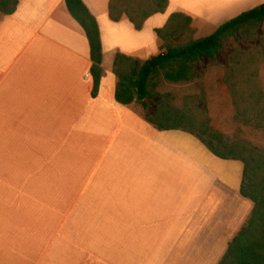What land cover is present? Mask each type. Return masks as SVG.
I'll return each instance as SVG.
<instances>
[{
	"label": "crops",
	"instance_id": "1",
	"mask_svg": "<svg viewBox=\"0 0 264 264\" xmlns=\"http://www.w3.org/2000/svg\"><path fill=\"white\" fill-rule=\"evenodd\" d=\"M263 1L170 0L137 30L127 17L111 20L110 0H83L103 46L96 97L89 41L65 0H20L0 16V264H218L253 210L242 168L229 176L236 161L119 103L114 60L163 52L156 29L173 13L192 17L202 38ZM63 127L67 159L36 164L45 177L9 175L3 141L30 135L23 155Z\"/></svg>",
	"mask_w": 264,
	"mask_h": 264
},
{
	"label": "trees",
	"instance_id": "2",
	"mask_svg": "<svg viewBox=\"0 0 264 264\" xmlns=\"http://www.w3.org/2000/svg\"><path fill=\"white\" fill-rule=\"evenodd\" d=\"M70 14L83 27L90 45L93 78L92 96L96 97L103 78V46L96 17L83 0H65ZM20 0H0V13L13 15ZM170 0H110L109 16L118 22L127 17L137 30H142L153 15L165 13ZM264 3L221 24L206 37L196 38L193 19L182 12L173 13L165 26L156 29L163 42L154 58L141 62L118 53L114 73L118 78L116 100L123 105L141 104L146 111L149 102L154 112L144 119L160 131L181 130L197 137L215 156L243 164L240 193L250 199L253 210L239 232L229 243L218 264H264V148L239 135L230 138L215 130L190 106L173 105L171 94H160L157 87L163 79L170 83H195L201 78L198 64L203 58L215 60L226 42H256L251 51H236L231 67L223 78L228 85L236 110L235 120L264 132V89L259 83L260 66L264 63ZM156 61V66L151 60Z\"/></svg>",
	"mask_w": 264,
	"mask_h": 264
},
{
	"label": "rangeland",
	"instance_id": "3",
	"mask_svg": "<svg viewBox=\"0 0 264 264\" xmlns=\"http://www.w3.org/2000/svg\"><path fill=\"white\" fill-rule=\"evenodd\" d=\"M222 0H218L221 2ZM251 4L255 3V0H250ZM249 1V2H250ZM248 0H244V6L249 3ZM264 2V1H263ZM263 4V3H262ZM254 6L252 9L260 7L262 5ZM0 16L2 14L0 13ZM264 31V21L262 23L259 32ZM196 37V34H195ZM163 42L161 41V44ZM259 41L256 42H245L229 40L226 42V46L222 49L215 60L203 58L198 64V70L201 73V78L195 83L178 84L170 83L161 79L157 92L160 94H171V101L173 105L179 108H185L190 106L193 111L199 115L202 120L208 119V123L215 130H218L226 136L233 138L235 135H239L250 143L264 148V132L256 130L251 127L245 126L244 124L235 120L236 110L233 104L232 95L230 93L228 85L223 81V78L227 74L231 67V60L233 54L237 51H251L258 47ZM141 61V60H140ZM144 62V61H141ZM259 83L264 89V63L260 66L259 71ZM135 112L143 116L145 112L153 113L155 104L149 102V107L145 111L141 104L130 105ZM0 129H3L0 125ZM24 136V135H23ZM30 135H26L24 140L20 143L16 140L3 141L2 144L10 150L9 157L11 163L9 175H41L45 177V172L32 171L36 164H44L50 160H62L67 159L65 148L63 143L72 147V136L67 135L66 128H61V132L57 134L58 137H52L50 135L41 136L42 140L47 142H41L39 149L27 150L23 153L18 152L19 146L25 143L26 146L31 145L32 142ZM1 138V137H0ZM18 139V138H17ZM53 144H58L57 146ZM0 152H2L0 148ZM1 155V153H0ZM80 159V147H74V152L68 153V158ZM1 158V157H0ZM7 158V157H6ZM235 167L229 171V176L237 177V165L242 168V179H243V164L241 162H234ZM29 170L31 171L29 173ZM47 170V169H43ZM51 174V173H50ZM49 174V175H50ZM48 176V175H47Z\"/></svg>",
	"mask_w": 264,
	"mask_h": 264
},
{
	"label": "water",
	"instance_id": "4",
	"mask_svg": "<svg viewBox=\"0 0 264 264\" xmlns=\"http://www.w3.org/2000/svg\"><path fill=\"white\" fill-rule=\"evenodd\" d=\"M151 62L153 63L154 66H156V61L154 59L151 60Z\"/></svg>",
	"mask_w": 264,
	"mask_h": 264
}]
</instances>
